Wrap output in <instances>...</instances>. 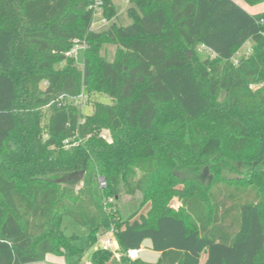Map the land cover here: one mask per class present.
I'll return each instance as SVG.
<instances>
[{
  "label": "trees",
  "instance_id": "1",
  "mask_svg": "<svg viewBox=\"0 0 264 264\" xmlns=\"http://www.w3.org/2000/svg\"><path fill=\"white\" fill-rule=\"evenodd\" d=\"M127 2L130 25L96 32L91 0H0V264L81 252L63 216L90 247L112 231L117 251L89 264H149L127 258L144 240L154 264H264V12ZM101 15L116 18L111 0ZM75 40L82 67L66 56ZM137 194L122 215L117 201Z\"/></svg>",
  "mask_w": 264,
  "mask_h": 264
},
{
  "label": "rangeland",
  "instance_id": "2",
  "mask_svg": "<svg viewBox=\"0 0 264 264\" xmlns=\"http://www.w3.org/2000/svg\"><path fill=\"white\" fill-rule=\"evenodd\" d=\"M237 4H239L240 7H243L245 10L249 11L251 14L257 15V13L264 12V2L263 3H257V5H248L245 3L243 0H233ZM114 12L116 14V18H114L111 21H105L102 15H94L91 29L96 32H101L103 30H106L110 25L115 24L118 26H128L131 24V19L129 18L128 14H126V10L130 7L129 3L127 0H111ZM252 42H246L242 45V47L233 55V60L234 62L240 61L243 56H247L248 54L251 53V46ZM115 47L105 44L103 45L101 49V54L105 56V59L107 62H112L113 55H114ZM197 55L199 58H205L208 57V54L202 49L198 48L197 49ZM83 57H84V51L83 50H78L76 55H75V62L79 67L83 66ZM102 102L105 103H110V100L108 97L103 96L101 98ZM81 111L85 114L90 111L88 108V105H84L81 108ZM101 135L104 137L108 136V132L106 130L101 132ZM76 184V183H75ZM140 196L137 194L134 197H129V196H124L121 198L120 201H117L119 208L121 210L122 215L124 214L127 210H132L135 211L136 208L140 205ZM172 207L174 209H177L178 207L181 206L180 202L178 201L177 198H173L172 200ZM146 208H143L141 212L139 213H145ZM139 213L135 216V218H138ZM61 228L63 230L64 235L66 236H76L74 240V244L80 249L81 252L76 254L75 256H54L49 254L47 257V260H49L52 263H57V264H73L77 260L80 261L82 264H89L90 263V257L91 253L93 252L94 249L101 247V243L108 239L111 238L112 240H115V237L113 234L111 235H100L97 242L90 247L89 243V238L87 235V230L80 225H78L76 222L74 223L73 220L70 218L63 216L61 219ZM141 251V252H140ZM140 251H139V259L142 262L149 263V264H154L158 259H159V252L158 251H153L150 248V241L149 240H144L140 246ZM204 257L202 256L201 262L203 261ZM29 264H43V263H29Z\"/></svg>",
  "mask_w": 264,
  "mask_h": 264
},
{
  "label": "built area",
  "instance_id": "3",
  "mask_svg": "<svg viewBox=\"0 0 264 264\" xmlns=\"http://www.w3.org/2000/svg\"><path fill=\"white\" fill-rule=\"evenodd\" d=\"M102 2L103 0H91V5H90V8L92 9L93 11V15H101V11H102ZM86 49V46L84 44V42L82 41H77L75 40L73 43H72V48L70 49V51L68 53H66V56L67 57H70V56H73L75 58V55L77 53L78 50H85ZM72 101L74 102L75 105L77 106H81L84 102V96L83 95H79L77 98H74L72 99ZM98 184H99V187L101 188H104L105 186V182L102 178H100L98 180ZM111 200L109 199V202ZM112 234V231L111 230H106L105 233H103V235L107 236V235H111ZM115 240H112L111 238H108L106 240H104L102 243H101V248L107 250H112V251H117L116 249H114L115 247ZM118 249V248H117ZM139 249L138 250H129L127 252V258L128 260H136L138 259V256H139Z\"/></svg>",
  "mask_w": 264,
  "mask_h": 264
},
{
  "label": "crops",
  "instance_id": "4",
  "mask_svg": "<svg viewBox=\"0 0 264 264\" xmlns=\"http://www.w3.org/2000/svg\"><path fill=\"white\" fill-rule=\"evenodd\" d=\"M235 2V1H234ZM236 3V2H235ZM237 4V3H236ZM239 5V4H238ZM117 248H118V246H117V243L115 242V247H114V249H116L117 250ZM139 250H140V248H139ZM141 252V251H140ZM48 255L49 254H47L46 255V258H45V261L43 262V264H57V263H52V262H50L49 260H47V257H48ZM204 257V256H203ZM202 258V257H201ZM138 259H139V257H138Z\"/></svg>",
  "mask_w": 264,
  "mask_h": 264
}]
</instances>
